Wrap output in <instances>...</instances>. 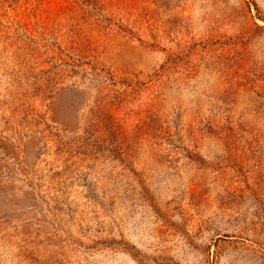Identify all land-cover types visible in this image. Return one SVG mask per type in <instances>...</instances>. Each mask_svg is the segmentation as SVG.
<instances>
[{
	"label": "rangeland",
	"instance_id": "374dc122",
	"mask_svg": "<svg viewBox=\"0 0 264 264\" xmlns=\"http://www.w3.org/2000/svg\"><path fill=\"white\" fill-rule=\"evenodd\" d=\"M0 264H264V0H0Z\"/></svg>",
	"mask_w": 264,
	"mask_h": 264
}]
</instances>
